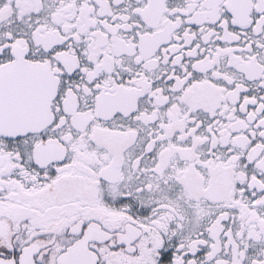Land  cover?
<instances>
[{"label": "snow or ice", "instance_id": "snow-or-ice-1", "mask_svg": "<svg viewBox=\"0 0 264 264\" xmlns=\"http://www.w3.org/2000/svg\"><path fill=\"white\" fill-rule=\"evenodd\" d=\"M0 264H264V0H0Z\"/></svg>", "mask_w": 264, "mask_h": 264}]
</instances>
